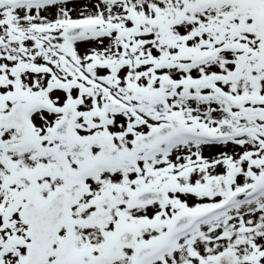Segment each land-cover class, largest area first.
<instances>
[{
	"label": "snow or ice",
	"instance_id": "obj_1",
	"mask_svg": "<svg viewBox=\"0 0 264 264\" xmlns=\"http://www.w3.org/2000/svg\"><path fill=\"white\" fill-rule=\"evenodd\" d=\"M0 264H264V0H0Z\"/></svg>",
	"mask_w": 264,
	"mask_h": 264
}]
</instances>
